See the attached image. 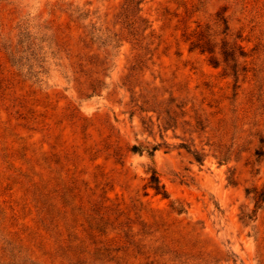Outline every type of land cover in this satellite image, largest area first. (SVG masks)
Masks as SVG:
<instances>
[{"label":"rangeland","instance_id":"374dc122","mask_svg":"<svg viewBox=\"0 0 264 264\" xmlns=\"http://www.w3.org/2000/svg\"><path fill=\"white\" fill-rule=\"evenodd\" d=\"M261 192L264 0H0V264H264Z\"/></svg>","mask_w":264,"mask_h":264},{"label":"trees","instance_id":"16d2710c","mask_svg":"<svg viewBox=\"0 0 264 264\" xmlns=\"http://www.w3.org/2000/svg\"><path fill=\"white\" fill-rule=\"evenodd\" d=\"M157 150L156 147H151L149 149H143L137 146H132L131 148V152L133 154H142V153H146L148 155L149 158L153 157L154 152ZM255 156L257 157V159H259L262 154L259 152L255 153ZM197 161V158H196ZM199 162V161H197ZM147 174H148V182H147V187L151 190L154 191L155 195H159L161 196L163 199H167L168 195L167 192L165 191L163 185H161L160 181H159V177L157 172L155 171V169L153 168H149L147 170ZM228 184L231 185V181L228 180ZM255 200V207H257L258 209L262 206V204H264V192H261L260 194H258V196H256L254 198ZM247 219H251V217H247Z\"/></svg>","mask_w":264,"mask_h":264}]
</instances>
